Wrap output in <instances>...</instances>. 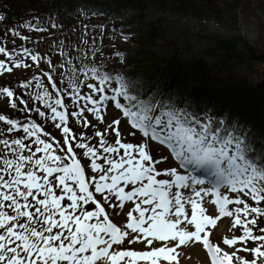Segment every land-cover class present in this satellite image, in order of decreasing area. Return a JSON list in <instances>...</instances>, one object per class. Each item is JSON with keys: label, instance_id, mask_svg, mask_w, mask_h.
<instances>
[{"label": "snow or ice", "instance_id": "snow-or-ice-1", "mask_svg": "<svg viewBox=\"0 0 264 264\" xmlns=\"http://www.w3.org/2000/svg\"><path fill=\"white\" fill-rule=\"evenodd\" d=\"M0 53L8 55L5 47ZM23 53L37 66L44 62L27 48ZM67 57L59 64L67 72L43 73L51 91L33 77L36 88L43 89L35 100L44 110L29 107L30 101L10 87H0L11 109L23 114V119L14 112L0 114L6 125V131L0 130V264H178V249L188 242L202 243L211 264H264L237 256L242 250L264 258V228L259 229L262 235L253 232L258 218H264V152H256L243 128L209 112L200 116L181 108L182 101L167 93L141 99L131 94L137 91L136 82L122 71L111 72L94 60L74 64L70 52ZM4 71L12 68L0 61ZM33 81L22 82L20 88L28 89ZM109 105L120 110L143 142H124L120 120L101 131L88 119L90 115L103 124ZM49 121L62 133V141L45 131ZM74 126L91 128L94 135L77 134ZM6 133L16 138H5ZM96 138L98 144L91 143ZM149 141L166 147L178 165L159 170L168 158H155ZM198 170L201 174H193ZM206 197H211L215 217L206 214ZM126 202L134 205L127 222H113L105 206L123 209ZM221 217H234L233 226L243 229L242 235L225 238V245L249 240L259 245L229 253L212 243L206 228ZM137 242L150 250L123 248Z\"/></svg>", "mask_w": 264, "mask_h": 264}, {"label": "rangeland", "instance_id": "rangeland-1", "mask_svg": "<svg viewBox=\"0 0 264 264\" xmlns=\"http://www.w3.org/2000/svg\"><path fill=\"white\" fill-rule=\"evenodd\" d=\"M249 1L250 9L245 12L236 11L232 13V17L230 18L227 15H224V17H214L208 13H203L200 16L176 13L171 8V0H145V11L141 14V17L133 15L134 26L130 29H122L109 25L106 28L88 31L83 26H79L78 28H73L74 41L75 43L83 42L80 54L84 62L87 63L95 58L102 64H105L104 66L106 67L112 66L115 69L113 72H116L117 68L114 62L125 60V58L120 57L122 49H132L137 52L144 50L146 53L161 57L167 56L173 50H177L183 55H197L199 53L202 54L210 43V40L216 35L223 37L243 36L251 45L264 51V0ZM37 9H39V6ZM33 12L30 11L28 13L26 10V23H23L22 26L14 30L0 45V47H5L8 52L7 56L0 53V61H4L12 68L11 72H0V84L6 79H17L25 72L33 70L35 62L31 60L29 55L23 53V49L27 48L31 54H35L38 39L51 34V32L58 31L57 28L53 27V24L45 23L43 20L29 19V15ZM53 46L57 50L60 49V45L57 43H54ZM14 61L19 62L21 66L16 67L13 63ZM24 65L28 66L25 67ZM236 74H241L242 77H245L254 86H263L264 62L251 64L250 69L241 66L236 69ZM34 87L37 89L35 83ZM7 102L9 100L0 95V110L7 107ZM106 115L109 118H113V120L121 121L119 128L122 137H124V142H143L140 135L116 112L112 105H109L107 108ZM103 127L106 129V125ZM133 132H135V137L132 135ZM110 142H114V140H110ZM148 145L151 151L152 148H157L151 143H148ZM156 150L158 154L155 158L160 159L161 156L167 157L163 149L157 148ZM164 166V170L173 167L169 158ZM161 178L165 177L162 176ZM189 194L190 192L185 193V195ZM97 198L100 199L99 195ZM248 202L252 204V201L248 200ZM90 206L94 207L93 205ZM203 206L207 209V215L215 217L218 214L213 209L210 197L204 199ZM132 207H134L132 202H126L123 209L117 206L114 210L107 207V210L116 223L124 224L127 222V212ZM229 207L234 209L235 205ZM239 207L243 206L240 205ZM262 208H264V205ZM186 211L190 217V205H186ZM113 212L116 215H112ZM233 221L234 217H221L215 227L207 230L210 233L211 241L229 253L237 249H243L241 242H237L234 247H229L223 243L225 238L231 239L243 234V229L240 226L234 227ZM260 228H264V218H260L257 225L253 226V232L255 233L256 229L259 230ZM189 230H194V226H189ZM251 245L252 248H255L259 245V242L252 241ZM154 246L163 245L161 242H154ZM123 248H130L136 251L150 250L145 244L139 242L132 245L125 244ZM261 250L264 251V248ZM237 256L249 261L253 259H257L258 261L264 260V258L255 256L250 258L242 250L237 251ZM138 264H144V262H138ZM173 264H176V262H173ZM178 264H208L202 243L188 242L184 246H181L178 249ZM234 264H239V261H235Z\"/></svg>", "mask_w": 264, "mask_h": 264}, {"label": "trees", "instance_id": "trees-1", "mask_svg": "<svg viewBox=\"0 0 264 264\" xmlns=\"http://www.w3.org/2000/svg\"><path fill=\"white\" fill-rule=\"evenodd\" d=\"M10 3L11 10L7 14L6 20L0 25V31H5L12 26L18 19L19 9L15 5L18 0H7ZM42 3L44 13L52 12L58 18L65 16V0H37ZM100 0H69L70 3L78 2L84 6L99 5ZM104 6L123 7L118 0H104ZM216 6H222L224 12L229 16L235 11L245 12L250 9L249 0H215ZM143 0H127L125 12L139 11L143 9ZM135 6H138L139 9ZM173 10L178 13L199 15L202 13H213V5L202 1H172ZM111 10L109 11V13ZM143 52L137 59L130 60L122 66V71L131 80L136 82L137 91L132 94H139L141 99H149L153 94L159 99L164 94H170L174 100H180V107H189L191 111L198 114L209 112L218 117L226 113L227 119L231 122L236 120L238 126L247 129L245 132L255 134L251 145L256 152H264V92L255 88L241 74H236V69L245 66L250 69L251 64L264 62V51L251 45L243 36H213L206 49L197 55H183L174 50L166 57L158 55L150 56ZM44 56L52 61L61 62L67 59V56L58 57L52 53L46 46L44 47ZM74 64H80L79 58L71 55ZM143 58V60H141ZM150 61L151 64L145 63ZM67 72V66L64 69L58 65L52 64L44 72L55 75L56 71ZM68 77H64V83L67 85ZM59 83V81H57ZM45 87L51 91L50 84L45 83ZM82 88L83 85L81 86ZM151 88L148 96L142 95L145 89ZM14 92L25 99L19 92V86L13 88ZM68 88L67 91H69ZM25 100H28L26 97ZM17 104L19 103L16 100ZM22 107V106H21ZM29 107H40L43 105L35 102L29 103ZM15 118L23 119V114L15 112ZM29 116H35V113H28ZM37 121L43 118L36 117ZM79 128V127H78ZM0 130H5L6 128ZM78 134L80 131L89 136L94 135L93 129L84 130L75 128ZM249 131V132H248ZM5 138H16L13 134L6 133ZM97 140V138L95 139ZM95 140L91 141L94 143ZM2 147V146H0Z\"/></svg>", "mask_w": 264, "mask_h": 264}]
</instances>
